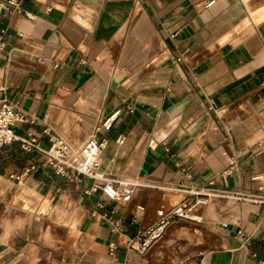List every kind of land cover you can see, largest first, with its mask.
Instances as JSON below:
<instances>
[{
	"label": "crops",
	"instance_id": "obj_1",
	"mask_svg": "<svg viewBox=\"0 0 264 264\" xmlns=\"http://www.w3.org/2000/svg\"><path fill=\"white\" fill-rule=\"evenodd\" d=\"M2 1L13 132L45 150L104 147L99 179L1 148L0 264H157L156 240L129 244L183 194L166 211L183 203L199 219L169 224L211 228L199 264H264V0ZM121 179L139 183L126 203L102 191Z\"/></svg>",
	"mask_w": 264,
	"mask_h": 264
},
{
	"label": "built area",
	"instance_id": "obj_2",
	"mask_svg": "<svg viewBox=\"0 0 264 264\" xmlns=\"http://www.w3.org/2000/svg\"><path fill=\"white\" fill-rule=\"evenodd\" d=\"M8 4L16 8V4L13 0H8ZM5 8V3L0 0V10ZM23 118V115L17 112L12 104L6 100H0V150L6 144L18 142L23 150H38L43 153L57 174L64 177L70 175H83L96 179L100 178L98 172L100 166L99 157L101 150L104 147L102 141H98L91 136L85 140L79 152L70 150L69 147L62 142H58V145H53L50 149L45 150L41 148L39 141L35 138L20 137L13 132L12 126L14 123ZM54 148L57 151V155L52 153V149ZM15 178L19 179V176H16ZM137 187H139V183L123 182L122 180H109L102 186V191L108 198L126 203L130 201ZM188 191H193L188 193L189 195H200L198 190L189 188ZM185 208L186 207L183 203H179L169 211L164 212L163 210H158L156 224L145 232L147 237L142 235L141 240L138 242H131L129 246L137 249L140 253L145 252L154 240L161 237L171 219L175 217H188L185 214ZM104 216L109 218L108 215ZM114 225H117V222L114 223ZM116 248L117 246L114 242L109 243V252L111 254Z\"/></svg>",
	"mask_w": 264,
	"mask_h": 264
},
{
	"label": "rangeland",
	"instance_id": "obj_3",
	"mask_svg": "<svg viewBox=\"0 0 264 264\" xmlns=\"http://www.w3.org/2000/svg\"><path fill=\"white\" fill-rule=\"evenodd\" d=\"M87 122L90 124V128H94V121L88 118ZM75 128L77 126L75 125ZM90 131L87 128V135ZM75 143H72L74 145ZM77 146V144L75 145ZM163 194L165 199H169L168 193L160 192ZM187 194L177 200H167V205L165 207H160L156 210H163L164 212L172 206V204L183 199ZM200 205V206H199ZM196 206L198 210L205 208V204H199ZM193 210V209H192ZM187 216L192 214H198L195 211H185ZM207 220V219H206ZM206 222V221H205ZM180 229L188 232V235L180 233ZM209 228L205 223L202 225H192L188 224L181 219L178 223L168 224L165 228L161 237L156 239L153 246L159 248V252L155 253L157 259V264H190V262H195V264L200 263V258L202 253L206 252L210 247H213V243H209Z\"/></svg>",
	"mask_w": 264,
	"mask_h": 264
},
{
	"label": "bare ground",
	"instance_id": "obj_4",
	"mask_svg": "<svg viewBox=\"0 0 264 264\" xmlns=\"http://www.w3.org/2000/svg\"><path fill=\"white\" fill-rule=\"evenodd\" d=\"M239 30V29H238ZM64 139V138H63ZM65 140V139H64ZM71 146V148L73 149V151L74 152H79L80 151V149H81V147L83 146V143L82 144H77V146H75V144L74 145H70ZM52 153L54 154V155H57V151H56V149L54 148V149H52ZM123 182H129V183H138V181L135 179V180H125V179H121ZM194 191V190H193ZM193 191H188L189 193H191V192H193ZM200 193H202L201 191H199ZM190 217H192V218H197L196 216H195V214H192V215H190ZM197 219H199V218H197Z\"/></svg>",
	"mask_w": 264,
	"mask_h": 264
}]
</instances>
